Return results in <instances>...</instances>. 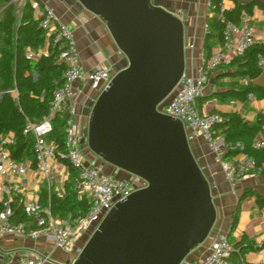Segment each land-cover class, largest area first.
<instances>
[{
  "label": "water",
  "instance_id": "obj_1",
  "mask_svg": "<svg viewBox=\"0 0 264 264\" xmlns=\"http://www.w3.org/2000/svg\"><path fill=\"white\" fill-rule=\"evenodd\" d=\"M70 1L102 21L127 62L89 109L85 147L103 171L146 184L111 207L70 264H181L217 220L184 125L156 109L185 71L184 23L160 0Z\"/></svg>",
  "mask_w": 264,
  "mask_h": 264
},
{
  "label": "built area",
  "instance_id": "obj_2",
  "mask_svg": "<svg viewBox=\"0 0 264 264\" xmlns=\"http://www.w3.org/2000/svg\"><path fill=\"white\" fill-rule=\"evenodd\" d=\"M30 7L32 17L38 21L39 27L46 31L48 42L59 50L57 60L64 66L63 84L53 92L49 115L42 118L38 124L27 122L23 130L24 134L31 132L34 136V166L32 168H29L25 161L17 162L11 158L9 147L14 142L13 135L10 133L0 135V239L6 236L28 239L42 237L51 241L60 252L66 255L75 254L77 257L83 246V239L88 238L89 232L95 229L93 225L99 224L115 203L125 200L132 192L144 188L146 184L133 176H128L127 179L119 178L113 172L103 171L93 163H88L89 165L86 166L81 147H74L80 143L83 136L85 138V128L80 133H77V129H73L76 115L75 101L82 93L78 86L82 80V63L77 43L69 26L59 19L53 7L48 4L40 5L37 0H31ZM209 7L210 3L207 4V11ZM214 8L213 6L212 9ZM218 8L219 15L222 16L224 7L219 6ZM248 21L249 15L242 12L238 25L226 23L225 50L220 49L208 58L205 57L204 51L200 50L201 64L189 68L185 66L184 74L172 93L164 103L156 108L161 114L179 119L184 125L189 140L201 141L204 144L207 152L219 162L231 188H234L236 183L246 175H259L264 167L258 165L253 158L247 155H243L235 163L221 160L223 142L215 138L211 131L213 124L219 122L221 118L217 115L200 116L197 99L205 92L213 71L221 65L231 63L235 58L242 57L251 46L264 42V39L260 40L254 36L252 29L248 26ZM203 29L206 31V25ZM187 39L185 43L184 32L185 55L188 51L194 50L195 33H190ZM42 54L45 52L37 54L27 52V57H39ZM256 67L260 72H264L263 56H257ZM111 78L110 71L101 66H97L86 75V81L95 97L107 87ZM242 82L246 83L247 80L243 79ZM11 93L16 96L15 90H11ZM63 111L67 113L64 128L65 152L60 157L66 159L76 170L74 191L78 200L88 202L89 209L83 217L73 223H61L48 210H42L37 201L23 204L25 214L32 217L37 226L36 230H29L23 224L10 222L11 202L16 196L22 194V188L14 178L23 177L31 170L35 176L49 186L52 174L50 160L56 159V146L52 141H48L46 136L51 131V116ZM262 121L260 131L251 142V148L254 150L264 151V117ZM235 147L240 148V144L237 143ZM211 235L213 243L207 256L195 263L186 258L181 264H230L228 258L234 249L228 242L226 234L212 230ZM14 264H50V256L22 255L16 259ZM254 264H264V253L262 258Z\"/></svg>",
  "mask_w": 264,
  "mask_h": 264
},
{
  "label": "trees",
  "instance_id": "obj_3",
  "mask_svg": "<svg viewBox=\"0 0 264 264\" xmlns=\"http://www.w3.org/2000/svg\"><path fill=\"white\" fill-rule=\"evenodd\" d=\"M222 0H210V7L205 20L206 31L203 35L202 49L205 57L211 55L213 46L223 47L225 44L224 29L226 23L238 25L240 14H251L254 6L264 12V0H237L234 7L224 9L219 15V6ZM215 7L212 9V7ZM46 31L39 27V23L32 17L30 0H26L17 20L15 7L11 0H0V135L12 134L14 142L9 147L10 156L17 162L29 161L34 166V136L31 132L23 133L27 122L38 124L42 118L49 115L53 92L63 84L64 66L58 62L59 50L48 42L46 53L39 57H27V51L37 54L46 42ZM264 57V42L251 46L242 57L235 58L227 65H221L216 69L212 83L216 88L215 98L220 103L230 101H245L248 97L264 99V88L252 83L260 71L256 67L257 56ZM226 81L221 82V80ZM246 79L247 82H242ZM15 90L16 96L11 93ZM204 102L197 99V108L200 116V104ZM209 115H217L221 118L211 127L215 138L221 137L223 142V154L221 160L233 162L238 154L247 155L255 160L258 165L264 162V151L251 148L253 138L260 131L262 118L254 123L243 120L236 112L220 114L211 111ZM66 112H57L50 118L51 131L46 139L56 146V160L67 168L68 177L64 183V197H59L45 186L40 189L37 203L42 210H48L52 216L68 220L73 223L83 217L89 209L86 200H78L74 191V183L77 177L76 170L68 161L60 156L65 152V121ZM239 143V147L235 145ZM264 176V170L260 173ZM244 192L243 197L249 195ZM242 197V198H243ZM257 204L262 206L264 198L256 195ZM13 224H23L26 229L36 230L37 226L32 217L24 212V205L20 196H16L11 202ZM237 208L231 217L227 240L233 246V253L229 256L230 264L244 262L240 256L250 244L242 239L233 244L231 233L238 222Z\"/></svg>",
  "mask_w": 264,
  "mask_h": 264
},
{
  "label": "crops",
  "instance_id": "obj_4",
  "mask_svg": "<svg viewBox=\"0 0 264 264\" xmlns=\"http://www.w3.org/2000/svg\"><path fill=\"white\" fill-rule=\"evenodd\" d=\"M31 1V0H30ZM40 5L48 4L55 9L59 19L67 24L77 43L81 55L82 63V80L78 83L82 93L75 101L76 115L74 122L77 133L83 131L87 123V112L95 100V95L91 91L86 75L97 66L104 67L112 72L113 69L120 70L127 64L125 58L115 48L106 28L102 21L84 11L77 4L70 0H37ZM169 12L179 18L187 25V34L195 33V47L193 51H188L185 55L186 67L197 66L201 64L199 53L202 49L204 25L207 16V4L210 0H160ZM237 0H222L221 6L224 9H231ZM15 7V16L20 19L22 8L26 0H11ZM20 7V8H19ZM249 15L248 26L252 29L254 36L260 40L264 39V12L254 6L252 13ZM233 37V36H232ZM48 40L39 52H45ZM225 50L224 46H213L211 54L218 50ZM29 52V51H27ZM216 70L210 75L205 92L200 104L201 114L207 116L211 111L220 114H229L236 112L240 117L254 123L259 118L264 117V105L255 99L248 97L245 101H230L220 103L214 96L216 88L213 86L212 79ZM226 79L221 80V82ZM252 83L258 87L264 88V72L252 80ZM222 140L221 137H217ZM192 152L197 160L199 167L209 181L212 191L213 202L217 209V220L214 225V231L226 234L230 229L231 217L237 208L238 222L236 228L231 233L230 241L233 244L245 239L251 246V249L245 250L240 256L247 264H254L262 258L264 253V204H257L256 195L264 198V176L260 174H249L238 181L234 188H231L224 177L220 164L214 157L207 152L201 141L189 140ZM81 147V152L85 163L98 164V160L90 155ZM242 154L235 157V161L240 160ZM29 168H32L31 162L25 161ZM264 167V162H261ZM52 169L50 184L47 186L41 179L35 176L31 170L23 177H15V182L20 184L22 194L20 195L23 204L35 202L38 200L40 189L45 186L51 192L59 197H64V183L68 177L67 168L59 164L56 159L50 160ZM108 172H113L109 169ZM119 178L127 179L123 174H117ZM249 195L243 197L244 192ZM243 197V198H242ZM55 219H59L53 216ZM61 223L69 221L59 219ZM213 243V236L210 235L208 240L196 250H194L187 260L198 262L210 253ZM232 245V244H231ZM49 255L50 264H70L76 259L75 254H64L57 250L53 243L45 238L28 239L24 237L6 236L0 239V264H14L16 259L22 255Z\"/></svg>",
  "mask_w": 264,
  "mask_h": 264
},
{
  "label": "rangeland",
  "instance_id": "obj_5",
  "mask_svg": "<svg viewBox=\"0 0 264 264\" xmlns=\"http://www.w3.org/2000/svg\"><path fill=\"white\" fill-rule=\"evenodd\" d=\"M20 8V7H19ZM167 8V7H166ZM184 28H185V43H186V40L188 41V39H187V36H188V34H187V25L184 23ZM116 69V68H115ZM114 70V69H113ZM112 70V71H113ZM110 73L112 74V72L110 71ZM262 105H264V99L263 100H260L259 101ZM93 104V103H92ZM92 106V105H91ZM89 109H90V107H89ZM89 109H88V112H87V115H88V113H89ZM73 129L75 130L76 129V124H75V122L73 123ZM85 142H86V139L84 138V136H83V138L81 139V141H80V143L79 144H76L74 147L75 148H79V147H82V148H84L85 150L84 151H87L88 153H90L87 149H86V147H85ZM90 155H92L91 153H90ZM99 163V162H98ZM89 164L88 163H86V166H88ZM104 171H107V169H105ZM126 176V175H125ZM128 177V176H127ZM98 226V224L96 223V224H94L93 225V227L94 228H96ZM90 234L92 233V232H89Z\"/></svg>",
  "mask_w": 264,
  "mask_h": 264
}]
</instances>
